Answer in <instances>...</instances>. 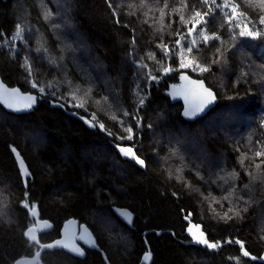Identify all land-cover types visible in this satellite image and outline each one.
<instances>
[{"label":"trees","instance_id":"16d2710c","mask_svg":"<svg viewBox=\"0 0 264 264\" xmlns=\"http://www.w3.org/2000/svg\"><path fill=\"white\" fill-rule=\"evenodd\" d=\"M141 2L0 0V77L37 97L22 114L0 105V264H14L37 251V244L23 234L35 222L34 208L52 225L39 234L42 243L52 241L63 222L74 218L90 228L98 246L87 249L83 258L65 249H46L42 264H263L242 256L241 245L257 256L264 251V156L254 155L264 151V34L231 40L227 25L220 27L217 10V19L209 18L207 34L217 33L221 40L205 45L199 28L182 40L185 47L192 39L198 41L199 53L194 49L193 56L209 70L181 68L179 47L169 57L158 47L173 49L177 32L186 33L180 13L171 12L180 0H167L163 27L158 9L165 0H144L145 7ZM231 2L246 14L243 19L251 21L250 27L264 32L258 22L264 15L259 0ZM192 4L188 0L186 19ZM17 25L22 35L16 49L1 44ZM217 48L223 59L212 63ZM26 57L31 76L23 67ZM165 68L172 70L165 74ZM182 72L202 78L216 92L215 107L199 119H184L181 103H170L163 94ZM149 73L157 78L152 80ZM67 81L82 90L75 99ZM50 82L54 89H48ZM41 86L46 93L38 96ZM88 88L92 91L85 97ZM53 90L67 98L66 106L47 94ZM80 103L85 107L74 106ZM123 111L130 115L124 117ZM90 113L111 137L86 122ZM136 113L139 129L132 119ZM127 125H133L134 138L119 139L128 135ZM118 143L132 146L146 166L122 158ZM15 150L30 171L27 188ZM233 188L235 195L225 200ZM25 191L29 208L21 207ZM119 207L133 212L131 226L117 216ZM189 215L217 248L186 243ZM102 218L116 225L111 233L99 226ZM144 253L151 254L147 261Z\"/></svg>","mask_w":264,"mask_h":264},{"label":"snow or ice","instance_id":"6c2138e0","mask_svg":"<svg viewBox=\"0 0 264 264\" xmlns=\"http://www.w3.org/2000/svg\"><path fill=\"white\" fill-rule=\"evenodd\" d=\"M156 3H159V0H156ZM109 6L111 7V4ZM145 6L146 5L144 4V0H142L141 7H145ZM168 7H169V5L167 3V0H165L163 7L158 9V11H159V22H160L162 27H163V20L165 17V9H168ZM188 7H189L188 0H180V7L179 8L173 7L171 9L172 13H177V12L180 13L179 19H180V22L186 26V33L181 34L179 31L177 32V36L179 37V39H177L175 41V45L173 46V49H169L167 45H158V47L161 48V51L163 52L165 57H169L171 53L175 52L176 47H179V49H180L179 59H180V67L181 68L192 67L194 71L197 69L200 71H208L209 70L208 66L202 65L199 62V60L193 56L194 49L196 50L197 53H199L198 41L196 39H192L190 42L187 43V46L185 47V45L182 44V40H184L185 35L192 36L193 33L196 32L197 28H199L198 35L202 38V42L205 45H207L210 40H221L220 35H218L217 33H213L211 36L207 34V27L209 24V18H211L213 21H215L217 19V16H216L217 10H219V12L222 14L223 23L220 25V27H224L225 25H227L228 31L231 32V40H235L237 36L256 39L262 35V31L260 29H256L254 27L249 26L251 21H246V22L242 23V18H245L246 14L243 12L238 13L237 8L239 7V5L232 3L231 0H221L220 3H218L217 0H193V4L191 7V13L188 16V18L186 19L183 12L185 10H187ZM259 7L261 10H264V0H259ZM201 8H206V10L201 11L200 10ZM149 11H151V9H149ZM114 14H115V10H114ZM144 14H145V16H147L148 12H145ZM49 15H50V13L46 14L45 18L47 19ZM258 22L260 25H264V15H261L259 17ZM117 23H119V20H117ZM189 24L191 25V27H187V25H189ZM53 27H56V25H53ZM19 28H20V26L17 25L18 30L15 32L13 39L20 37L22 35V32H21V30H19ZM234 29H239V31L235 32ZM161 30H162V28H161ZM221 43L223 44L225 42L221 41ZM39 51H41V49H37V52H39ZM149 56L153 57L154 53H150ZM222 59H223V53L221 51V48H217L215 58L212 60V63H219ZM23 67L25 68L28 75L31 76L32 75V65L30 63H28L27 57L25 58V64L23 65ZM139 67L145 68L147 66L144 64H141V65H139ZM171 70H172L171 68H165L164 72L166 74L168 71H171ZM149 75L151 76L152 80H155L157 78L155 75H151V73H149ZM56 83H58V82H56ZM67 83L69 84L70 88L72 89L70 91L69 95L72 99H75L76 93L81 92L82 90L80 89V87L78 85H72L71 81H67ZM194 83L202 84V81H195ZM32 87L37 88V83L33 82ZM47 87H48V89H54L55 84L53 82H50ZM17 91L18 90L13 89L12 93L15 94ZM91 91H92V89L88 88L87 90L83 91V95L85 97H87V96H89ZM205 92L207 93V97H210L211 100H214V96L210 90L205 89ZM37 93H38V96L44 95L46 93L45 87L44 86L39 87L37 89ZM47 94L54 97V102L60 103L61 106H66L63 103V101L65 99H67L66 97L57 96V94L54 90L48 91ZM36 98L37 97L28 96L27 100L29 101V103L26 104L25 107H31V104L34 103ZM101 99L104 100L105 103H107V97H102ZM211 100H208V99L203 100L202 103L196 107L195 112L203 111L204 107L208 103H211ZM95 103L97 105H99L101 103V100H96ZM138 103L141 106L143 105V103H144L143 97L138 98ZM74 106L77 108H83V107H85V104L80 103V104H75ZM107 106L110 109L112 107L111 104H108ZM9 107H12V105L9 104ZM193 114H194V112L192 110H186V112H185V115H187V116H191ZM129 115H130L129 112L123 111L124 117H128ZM90 116H91V120H86L87 123H90L91 126H96L98 124V126L101 129H104V125L97 121L94 113H90ZM81 118L83 119L84 117H81ZM112 119L113 120L116 119L115 114H113ZM132 119L137 121V124L135 125V127L137 129H139V127L141 125H140V118L138 117V115H132ZM120 123L122 125H124L123 120H121ZM124 131H126L128 133V135L126 137H119V139L132 140L134 138L133 125H127L126 127H124ZM109 135H112V133H109ZM117 148L123 156L135 160V162L138 165H140L141 167L146 166L145 160L140 158L139 156H137L136 152L133 151L132 147H121V146L117 145ZM254 155L256 157L264 156V151L258 150L254 153ZM244 158H246V157H244ZM244 158H242L240 160L241 165L244 164ZM21 164H23L22 160H21ZM256 167L260 168V165L257 164ZM230 175H235V173H231ZM249 175H251V173H249ZM27 182H28L27 178H25V180H24L25 188H27ZM248 187H249V185H245V188H248ZM24 195H25V200L21 202V207L29 208V207H31V205L27 201V191H25ZM232 195H235V189L234 188L231 189L228 192V194L225 195L223 198L225 200H227ZM238 199H242V197H238ZM232 211H233V209L229 208V212H232ZM234 214L236 216H239L240 213L238 211H236ZM0 215H4V213L0 212ZM33 215H35L34 212H33ZM125 215H127V213H125ZM225 216L228 219H231V217L228 216L227 213H225ZM99 226L104 228L109 233H111V230L114 227H116V225H114L112 223L110 218H102L99 221ZM193 227H196L197 230H199L198 225L193 226ZM188 231L192 235L194 242L205 245L209 249H215L218 247L217 243L210 242L207 238H205L203 232H199V235H197L196 232L192 231V228H189ZM32 232H33V229L29 228L23 234L25 236L30 237L32 242L39 243V241H37V237L32 235ZM88 232H89L88 228L81 226V234L78 236V239L81 241H84L85 240V233H88ZM76 238L77 237L74 235L67 242L65 240L57 239L53 243L41 244L40 247L44 248V249H55V248L67 249V250H69V251H71L77 255H83L82 250L78 246H76L74 243V240ZM120 240L126 242V238L123 237L122 235L120 236ZM235 243L240 244L241 242L239 240H237V241H235ZM90 246L98 247L95 244L94 240L90 243ZM36 255L39 256L40 253L37 252ZM150 255H151L150 253H146L144 255L143 259L145 261H147L148 259H150ZM249 255H250V253L247 250L242 251V256L248 257ZM251 258L256 259V257H251ZM262 259H264V258H262Z\"/></svg>","mask_w":264,"mask_h":264},{"label":"water","instance_id":"95a60500","mask_svg":"<svg viewBox=\"0 0 264 264\" xmlns=\"http://www.w3.org/2000/svg\"><path fill=\"white\" fill-rule=\"evenodd\" d=\"M3 1H6V0H3ZM195 81H202V84L194 83ZM13 89H16L18 91L15 94H13L12 93ZM205 89L210 90L212 92V94L214 96V100H211L210 97H207V93L205 92ZM163 94H164V96H166L169 99L170 103H176V102L181 103V105H182L181 115L186 120H195L197 118H200V117L206 115L212 108L215 107V105L217 103L216 92L211 87H209L202 78L190 76L186 72H182L180 74L179 81L177 83H172V84L168 85V87H166V89H164ZM28 96H33V94L26 92V91H22L17 86L8 85L0 77V105L5 110H7L8 112H13V113H18V114H22V113H26V112L30 111L32 106H33V103L31 104V107H25V105L29 103V101L27 100ZM206 99L211 100V103H208L204 107L203 111L195 112L196 107L199 106L202 103V101L206 100ZM9 104H11L12 107H9ZM186 110H192L194 112V114L191 116H187V115H185ZM97 127H98V129H100V131L102 133H105L109 137L112 136V135H109V133H111V132L108 131L105 128V126H104V129H101L97 124ZM117 145H119L121 147H132V146H130L128 144H121V143L115 144V147H116L118 153L120 154V156L122 158L130 160V161L134 162L137 166L141 167L140 165H138L135 162V160L123 156L119 152ZM133 151H135V150L133 149ZM136 155H137V153H136ZM14 156H15V159L17 161V165H18V168H19V171H20L23 183H24L25 178H28L30 176V171H29L26 163L24 162L22 156L19 154V152L17 150L14 151ZM21 160L23 161V164H21ZM141 168H143V167H141ZM24 187H25V185H24ZM33 212L35 213V215H33L35 218V223L33 225L29 226L26 229V231L29 228L33 229L32 235L36 236L37 241H39V234L43 233V232L50 231L52 229V225L48 220L39 218L38 212L35 208L32 210V214H33ZM125 213H127V215H125ZM116 214L126 225H128V226L132 225L134 214L131 210H129L128 208H125V207H119V208H116ZM187 221H188V223L185 227V233L188 235V239H189L186 242L187 244H199V243H196L193 241V237L188 231L189 228H192V231L196 232L197 235H199V232H203L205 238H207V233L205 232L203 225L201 223L194 222L192 220V215H189ZM197 225L199 226V230H197L196 227H193V226H197ZM81 226L86 227L89 230L88 233H85V240L83 242H85L86 245L90 246V243L93 240L95 241V236L93 235L92 231L90 230V228L86 224L79 223L74 218L66 219L61 226L59 237H57V238H55L52 241L47 242V243H53L57 239L65 240L67 242L68 240H70L75 235L77 238L74 240V243L76 246H78L82 250L83 255H77V254H75V253H73L67 249H65V250L67 252L71 253L72 255L83 258L85 256V251L83 250V248L79 244V242H81V240L78 239V236L81 234ZM26 238L31 241L30 237L26 236ZM37 244H39V249L33 255L20 257L14 261V264H42L41 253L43 250H46V249L41 248L40 245L46 244V243H40L39 242ZM55 249H58V248H55ZM241 250L242 251L246 250L243 245H241ZM37 252L40 253L39 256L36 255ZM248 257H250V258L256 257V259H253V260H256V261L264 264V259H262V258H264V251L258 256L250 253V255Z\"/></svg>","mask_w":264,"mask_h":264},{"label":"rangeland","instance_id":"374dc122","mask_svg":"<svg viewBox=\"0 0 264 264\" xmlns=\"http://www.w3.org/2000/svg\"><path fill=\"white\" fill-rule=\"evenodd\" d=\"M217 2L220 3L221 0H217ZM243 22H246V21L242 18V23H243ZM249 26H250V25H249ZM14 34H15V33H14ZM14 34H12L11 37H10L9 39H7V40H5V41H2L1 44H5V45H7V46H12L13 49H16V47H15V43L17 42V40H18L19 37L13 39ZM262 34H264V32H262ZM9 42H10V43H9ZM136 115H138V117L140 118V116H139L138 113H136ZM89 119H91V116H89ZM140 122H141V119H140ZM135 123L137 124V121H136V120H135ZM34 223H35V222H34Z\"/></svg>","mask_w":264,"mask_h":264},{"label":"flooded vegetation","instance_id":"af4514ba","mask_svg":"<svg viewBox=\"0 0 264 264\" xmlns=\"http://www.w3.org/2000/svg\"><path fill=\"white\" fill-rule=\"evenodd\" d=\"M59 235H60V232H59ZM59 235L57 236V237H59ZM57 237H55V238H57ZM54 238V239H55ZM40 243H42L41 241H39ZM37 244V243H36ZM79 244L81 245V247L83 248V250L85 251V254H86V252H87V249H91V248H95V247H92V246H88V245H86L85 244V242H83V241H81V242H79ZM95 244H96V239H95ZM37 250L39 249V244H37ZM36 252V251H35ZM42 254V253H41ZM146 253H144V255H145ZM144 255H143V257H144ZM143 259V258H142ZM144 260V259H143ZM142 260V261H143Z\"/></svg>","mask_w":264,"mask_h":264},{"label":"bare ground","instance_id":"6f19581e","mask_svg":"<svg viewBox=\"0 0 264 264\" xmlns=\"http://www.w3.org/2000/svg\"><path fill=\"white\" fill-rule=\"evenodd\" d=\"M10 43V42H9ZM199 119V118H198Z\"/></svg>","mask_w":264,"mask_h":264}]
</instances>
